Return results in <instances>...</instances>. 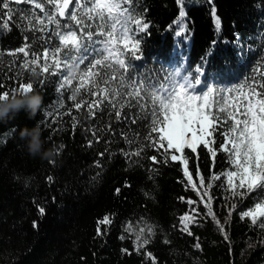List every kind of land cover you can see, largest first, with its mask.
<instances>
[{"label": "trees", "instance_id": "1", "mask_svg": "<svg viewBox=\"0 0 264 264\" xmlns=\"http://www.w3.org/2000/svg\"><path fill=\"white\" fill-rule=\"evenodd\" d=\"M138 5L147 9L150 28L138 34L142 59L131 60L133 75L152 77L179 69L191 77L200 67L202 81L224 88L243 83L257 62H264V0H184L186 32L181 36L175 35L178 27L173 24L179 17L176 0H138ZM213 6L221 20L219 32L211 15ZM12 7L26 10L31 5ZM36 12L42 15L38 9ZM22 14L13 15L10 30L0 34V51L21 46L24 35L31 43L33 33L21 31ZM184 36H189V41ZM19 56L22 59V54ZM13 61L19 63L16 57H0V80L6 85H13L9 77L18 71L11 66ZM21 74L26 82H33L43 102L31 119L20 111L0 120V264H152L147 252L155 257L156 264H264V229L254 227L250 218L240 217L242 211L254 206L257 192L233 197L224 176L211 179L214 172L228 170L225 153L218 151L213 166L203 146L198 149L199 160L185 149L189 171L201 195L197 164L205 187L212 184L207 188L213 197L209 207L216 211L218 220L225 217L217 226L207 214L208 208L199 209L201 198L184 176L180 161L169 157L164 163V150L158 152L151 147H145L139 157L122 154L121 150L134 152L140 144H147L143 139L128 144L121 135L126 132L132 139L139 130L142 137V122L129 125L113 119L111 131H98L93 137L89 127H103L108 123L107 116L101 120L97 113L96 119H87V109L77 111L68 99L72 89L63 91L64 107L56 115L59 77H48L41 85L43 77L33 80L28 72ZM69 109L71 115H64ZM73 116L79 121L75 129ZM37 124L44 149L58 148L54 159L31 156L20 138L21 129ZM216 139L214 147L218 148L222 137L217 134ZM61 144L65 145L62 150ZM153 155L159 163L148 158ZM48 176L53 177L52 182ZM189 199L196 203L189 205ZM233 204L236 207L229 216ZM191 208L199 212L195 222L189 224L193 233L189 236L181 231L179 217L190 215ZM106 215L111 223H99ZM220 226L225 228L228 241ZM149 227L153 235H149ZM141 228L145 229L141 239L148 238L150 243L137 251L136 236ZM197 237L200 249L194 247Z\"/></svg>", "mask_w": 264, "mask_h": 264}, {"label": "snow or ice", "instance_id": "2", "mask_svg": "<svg viewBox=\"0 0 264 264\" xmlns=\"http://www.w3.org/2000/svg\"><path fill=\"white\" fill-rule=\"evenodd\" d=\"M176 3L180 6L179 17L173 24L178 27L175 35L181 36L186 32L184 0H176ZM13 4H28L31 7L25 10L13 8ZM37 9L42 15L36 12ZM146 11V8H139L138 0H0V34L10 30L9 21L17 12L23 13L19 17L23 24L21 31L33 33L31 43L29 37L24 35L21 46L0 51V57L7 55L19 61L18 64L13 61L11 65L18 69L9 77L13 85H6L0 80V100H7L17 91H33V82H26L21 73H30L38 68L43 77L41 85L48 77H59L56 115H60L58 109L64 107L63 91L72 89L68 99L77 111L87 109V119H96L97 113L101 114V120L104 116L108 117V123L103 127H89L88 131L93 137L98 131H111L113 119L117 123L129 125L142 122L145 128L142 137L139 130L132 139L126 132H121V135L128 144L135 143L137 139H143L147 144H140L134 152L121 150L122 154L129 158L139 157L145 147H151L158 152L164 150V163L168 162L169 157L172 161H180L188 183L197 191L205 208L209 209L207 214L212 216L218 226L220 221L209 207L213 197L207 191L201 195L197 189L189 171V158L185 149L196 154L199 160L198 149L203 146L210 154L213 166L218 151L223 152L227 156L229 168L220 174L214 172L211 179L220 180L224 176L233 197L257 192L254 206L242 211L240 217L250 218L254 227L264 229V62L258 61L252 75L246 77L243 83L224 88L202 81L200 67L196 68V75L191 77L179 69L152 77L133 75L131 60L142 59V41L138 34L150 28ZM211 15L219 32L221 20L214 6ZM172 27L168 26L169 29ZM37 33L40 35L37 36ZM39 42L42 43L34 48ZM19 54H22V59ZM73 65L77 68L74 77L67 70ZM71 111L69 109L63 114L71 115ZM72 121L75 129L79 121L75 116ZM52 123H55V117ZM217 134L222 137L218 148L214 147ZM91 144L89 140L88 146ZM64 147L61 144L60 150ZM148 158L159 163L155 155ZM196 175L199 177V187L204 188L205 178L200 174L199 164ZM47 179L53 181L52 176ZM206 186L211 188L212 184ZM239 189L245 191L240 192ZM119 191L116 189L117 193ZM204 197H207L206 202ZM187 203L192 205L196 202L189 199ZM235 207L233 204L228 209L229 216ZM44 211L43 207L39 208L42 215ZM191 211L196 212V209ZM179 221L183 225L181 231L192 236L189 224L195 222V217L185 213L179 217ZM99 223L111 221L106 215ZM33 227H37L35 221ZM147 231L149 235L154 234L151 227ZM220 231L224 234V240L228 241L229 236L223 226H220ZM144 232L145 229L141 228L136 236L137 251L150 243L148 238L141 239ZM97 234H100L99 228ZM196 239L194 247L200 249L199 238ZM164 243L170 241L165 240ZM124 251L127 252V249ZM146 255L151 258L152 264H156L151 252Z\"/></svg>", "mask_w": 264, "mask_h": 264}, {"label": "clouds", "instance_id": "3", "mask_svg": "<svg viewBox=\"0 0 264 264\" xmlns=\"http://www.w3.org/2000/svg\"><path fill=\"white\" fill-rule=\"evenodd\" d=\"M68 72L73 77L77 68L70 66ZM29 75L33 80L39 79L42 73L37 69L31 70ZM43 102V97L35 91L20 92L17 91L11 95L7 100H0V120L8 118L10 115H15L20 111H25L29 118H33L40 110ZM41 128L39 124L32 128H23L20 130V138L25 141V145L29 154L33 157H40L41 159H54L57 156V146H52L49 149H44L43 141L41 140Z\"/></svg>", "mask_w": 264, "mask_h": 264}, {"label": "rangeland", "instance_id": "4", "mask_svg": "<svg viewBox=\"0 0 264 264\" xmlns=\"http://www.w3.org/2000/svg\"><path fill=\"white\" fill-rule=\"evenodd\" d=\"M195 1H198V0H195ZM184 38H186V40L189 41V36H184ZM200 190H201L202 193H204L205 191H207V188H206V187H204V188H200ZM204 201L206 202L207 199H205ZM200 208H205V207H204V202H202V201H201V204H200L199 209H200ZM226 208H229V207L227 206ZM192 209H195V208H191V209H190V215H192V216H196L197 213L199 212V210L196 209V212H192V211H191ZM205 209H206V208H205ZM201 210H203V209H201ZM214 214L216 215V211H214ZM215 217H216V219H217V216H215ZM224 218H225V217H224ZM224 218H223V219H219V220H221V223H223ZM217 226H218V225H217ZM224 229H225V228H224Z\"/></svg>", "mask_w": 264, "mask_h": 264}]
</instances>
